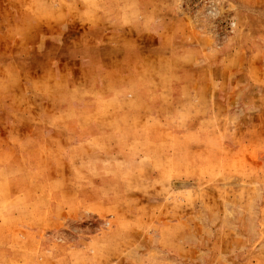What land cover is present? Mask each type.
<instances>
[{"label":"rangeland","instance_id":"rangeland-1","mask_svg":"<svg viewBox=\"0 0 264 264\" xmlns=\"http://www.w3.org/2000/svg\"><path fill=\"white\" fill-rule=\"evenodd\" d=\"M106 1L0 0L6 54L16 47L20 53L10 42L19 44L16 19L66 15L65 45H51L49 59L15 56L6 63L14 62L20 76L0 75V99L13 102L0 106V116L14 122L1 130L20 137L0 136L7 150L0 166L35 167L0 172V264H264V0H160L163 12L184 21L174 39L126 26L137 13L124 0H112L113 26L97 28ZM140 43L161 60L147 57L136 75ZM90 52L99 68L132 70L131 78L111 76L122 86L180 88L163 92L167 104L151 108L136 97L117 99L122 92L101 99L58 86L56 59L65 57L66 72L79 73ZM27 68L47 76L32 79ZM13 78L28 90H7ZM78 97L89 122L79 127L97 121L101 138L76 139L64 122L77 113L59 110ZM116 113L128 122L113 120ZM45 116L48 128L67 135L49 140L55 152L44 154L37 143L29 155L31 141L23 137Z\"/></svg>","mask_w":264,"mask_h":264},{"label":"crops","instance_id":"crops-1","mask_svg":"<svg viewBox=\"0 0 264 264\" xmlns=\"http://www.w3.org/2000/svg\"><path fill=\"white\" fill-rule=\"evenodd\" d=\"M124 1H126L127 2L126 5L129 6L127 8V11L137 13V19L130 20L126 26L138 28L139 32H143L141 29H144L146 27H151L155 29V32H154L155 35H160V36L170 35V37L174 39L176 35L173 34V30L176 29L178 31L179 26H182L184 24L182 17H179L178 14L172 13V11L163 12V8H162L163 3L160 0H124ZM102 5H103L101 6L102 8L99 10L102 12V14L99 15V18H98L99 20L97 21L98 23L96 24L97 28L99 25L100 26H103V25L113 26L114 20L112 19L113 18L112 15H114V12L116 10V7L113 5V1L107 0ZM65 16H66L65 13H63L62 20H60L61 18L59 15L58 17L55 16L54 19H50L52 22L50 21L40 22L39 21L38 23H36L32 19H27V18H24V21L21 18L18 19L19 21H17L16 19L15 21H17V23H15L14 21L13 24L15 26L18 25L19 27V31H18L19 34H17L16 36V39L18 40L20 39L18 41L19 44L17 43L16 40L13 42L10 39V42L11 44H16L20 48V53L17 51L14 52V50L17 49V47L15 49L11 48L10 52L7 54L0 49L1 59H3L2 54H4L5 57L10 56L8 60L3 59V61L0 62V75L3 74V72L8 70L11 77L20 76V73L22 72L20 69L16 67L14 62L6 63V61L13 59L15 56L24 55L26 57H29L33 55L34 53H42L45 59H49L47 54H49L48 48L51 45L57 46L58 49H60L61 45H65V42H64L65 37H62V34L65 32L63 28L66 25ZM147 16H151L152 20L149 22V24L145 25L143 22L145 21V18ZM40 27L41 28L43 27L53 28L55 29L56 33L54 36H51L50 30H47V31H45L44 29L39 30ZM4 37H5V34L0 35L1 46L2 44L3 46L5 45V41H3ZM156 40H157V37H156ZM158 40H159V43L161 44L162 43L161 40L159 38ZM153 46H156V45H153ZM79 48L83 52L90 51V49H86L84 46L79 47ZM132 48L134 49L135 47H132ZM155 51L156 49H154L153 51H150L148 49V46L145 43H140L137 45V52L134 50V53L135 55L137 54L138 65L140 66H138V73L136 72V75L139 74L140 71L142 72L140 68L143 63L142 61H145L147 57L157 62L161 60V57H157V54L155 53ZM129 52L131 51L127 50L128 54H130ZM93 56L94 55L91 54L90 52V55L88 54V57H87L88 61L82 60L81 62L82 63L81 71L79 73L74 72L73 74L71 73V71L66 72L65 68L66 66H68V64H66V62L65 63L63 62L65 57L57 58L56 59L57 62H55L56 68L51 70L53 71L52 75L54 76V81L56 82V84L59 86L63 83V87L65 86V89H69L75 92L77 95H80L82 92L87 91L89 93H94L96 97H99L101 99H112L114 98L112 93L122 92L120 96L116 97L117 99H123V102H133L134 101L133 98L136 97L137 102H141L143 103L144 106H148L151 108H159V107H162L163 104L165 105L167 104V101H165V103L162 102L164 98L163 92L169 91L171 94H173V92H177L180 88V86L169 87L168 89L163 88L162 85L158 84L157 82L155 83L145 82L143 84H136V85L128 84L127 86L126 84H123L122 86V84H117L116 82H113L114 78H111V76L125 75V77L131 78L133 75L131 73L132 70L130 68L123 69V70H118V68H115L117 73H115L113 70L108 69V67H106V69L104 70V68L98 67L97 62H94L95 59L93 58ZM130 57L131 55H127V57L124 58V59H127L125 68L127 67L128 64L132 62L130 60L131 59ZM28 69L29 68H27V70L24 73L27 77L31 76L32 79L34 78L39 79V78H43L47 76V72H44L43 70H39L37 71L38 73H35L34 71L32 72L28 71ZM144 72L146 73V70H144ZM205 77H206V73H203V84L206 81ZM78 78H81V80H77ZM13 80H15V78H13ZM15 82H17L15 83L16 85L13 86L12 88H8L7 90L17 91V90H24L25 88L28 90L29 83H27L26 85L25 84L23 85V84H20L21 83L20 80H17V81L15 80ZM66 82H67V85H65ZM22 86H24L25 88ZM5 88H7V86H5ZM190 88L191 87L188 86L186 89L190 90ZM202 91L203 92L205 91V84L203 85ZM170 97H172V95H170ZM125 98H130V100L126 101ZM81 99L82 98L80 97H78V99L75 98L74 102L65 104L63 107V110H59L60 112L63 111L64 113H66V111L70 112L73 110L75 113H77V115L73 116L72 120L66 119L64 122H66V124L69 125L70 128H73L72 129L73 134L76 133V135H73V137L76 136V139L87 141V140H92L95 138H101L100 135H97L99 132L97 130L98 126L95 127V124L97 123L96 119H95L96 122L86 125L85 128L79 127L80 124L89 123L87 121L88 120L87 117L86 116L83 117L84 114H86L85 109H87V107L81 105V104H85L84 101L83 102L80 101ZM171 100L172 102H177L176 100H173V99ZM33 102L34 101H32L31 103ZM89 102L92 103L93 101H89ZM41 105L43 107H48L46 100L42 101ZM0 106L1 107L13 106V102L11 100L6 101L4 99L3 100L0 99ZM119 118L120 116L118 115V113H116L113 117V120L114 119L117 120ZM110 120H111V117H110ZM47 122L51 123V120L49 121V119L45 116V118L40 119V124H41L40 126L39 125L35 126L34 124L31 125V128H33L35 131L31 132L29 135L27 133V135L23 137L24 139H28L31 141L29 149H32V150H28L29 155L34 154V152H36L37 143L38 144L41 143V147H42L44 154L55 152V151H52V152L50 151L52 147H50L49 140H60L61 141V139L65 138L64 135H67L65 133H63L64 135H61L62 133L55 132L53 129L51 130L46 125ZM124 122L127 123L128 121L125 119L122 120L121 118L119 119V123L123 124ZM13 123L14 122L11 119V117L9 116L1 117L0 116V136L4 135L5 137L6 136L10 138L16 137L17 139H19L20 138L19 132L10 133L8 130L6 131L1 130V128L7 127V125L13 124ZM92 127L94 131H92ZM117 134H118L117 138H119L120 137L119 133ZM1 138L3 137H0V139ZM121 138L123 139L122 136ZM103 139L104 138H102V140ZM86 141H83V142H86ZM83 142L81 144H83ZM46 149H48L49 151L47 152ZM81 151L82 150H78V147L75 149V153H77L78 156L82 154L80 153ZM2 152L5 154L7 153V150L5 149L2 150L1 148L0 153ZM67 153H71V152H67ZM31 162H32V159H31ZM45 162L46 161L44 160L42 165ZM33 168H35L33 164H32L31 169H25V168L18 167V163L17 164L2 163V165L0 166V172L2 171L4 173L11 172V171L18 172V170H21V172L31 171Z\"/></svg>","mask_w":264,"mask_h":264}]
</instances>
